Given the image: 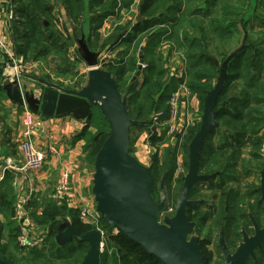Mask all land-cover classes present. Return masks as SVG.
Wrapping results in <instances>:
<instances>
[{"label":"trees","instance_id":"16d2710c","mask_svg":"<svg viewBox=\"0 0 264 264\" xmlns=\"http://www.w3.org/2000/svg\"><path fill=\"white\" fill-rule=\"evenodd\" d=\"M9 1L11 16L7 31L14 53L27 63H38L37 69L28 72L30 76L51 82V73L59 78L73 73L82 62L76 44L81 37L92 52L98 53L107 43H110L109 50L118 48V57L102 62V68L110 72L121 95L126 97L130 118L145 122L130 127V143L134 139L131 131H146L148 144L155 150L149 165L153 190L162 175L170 187L177 143L168 141L171 137L166 133L168 126L152 130V115L163 112L159 123L166 120L169 98L180 85L198 99L199 118L190 120L185 133L183 148L187 152V145L200 124L206 93L215 86L227 56L242 46L227 63L226 78L213 107L217 126L207 136L199 155L198 168L202 173L219 171L220 174L209 182L198 183L196 188L206 184L213 198L218 196V191L219 203H212L211 207L230 213L245 211L241 207L244 197L259 195L254 181L259 180L264 167V0ZM60 7L66 20L61 18ZM120 11L131 18L138 13L140 19L137 23L131 19L121 25L118 23L112 35L100 45L104 20L114 15L120 18ZM86 20L87 28L84 27ZM128 26L130 29L124 34ZM117 33L121 35L118 40H113ZM163 46L168 48L167 51H162ZM141 47L145 66L132 80ZM173 53L179 54L181 63L174 62L171 68L169 63ZM0 56L1 111L7 100L4 88L7 79L3 74L7 56ZM49 62L53 64L51 72L44 67ZM159 123L157 128L161 127L157 126ZM108 132L106 118L98 107L92 106L87 123L75 137V140L85 142L84 161L89 167H93L95 154ZM130 143L129 147H132ZM164 143L167 145L159 154L158 149ZM5 175V181L0 185V213L4 215V220L0 219V258L10 264H79L89 248L88 243L72 239L59 245L56 232L64 219L74 225L80 235L93 229L94 225L83 222L78 211L65 201L57 203L52 198L30 211L36 225L47 230V246L31 249L23 255L19 253L18 227L13 218L16 195L12 181L16 175L12 171ZM248 176H253V184L249 182L247 193L241 195L239 188L226 185L227 182L241 183ZM176 181L179 189L182 179L177 177ZM193 191L190 196L203 197L199 191ZM173 198L175 201L176 195ZM211 216L210 212L199 208L197 217L192 220L189 216V219L196 222V231L200 233ZM100 227L105 233L100 264H162L156 256L144 251L138 243L101 218Z\"/></svg>","mask_w":264,"mask_h":264},{"label":"water","instance_id":"95a60500","mask_svg":"<svg viewBox=\"0 0 264 264\" xmlns=\"http://www.w3.org/2000/svg\"><path fill=\"white\" fill-rule=\"evenodd\" d=\"M139 19L140 15L136 13L133 23H137ZM129 29L130 26L124 34ZM76 41L78 53L88 69L86 82L82 87L64 88L44 79H37L41 92L36 95L34 91L24 90L20 84L21 77H15L11 81L7 80L4 85L7 99L14 105L26 106L41 118L71 115L78 120H84L85 124L90 117L91 107H98L109 126L108 135L95 154L93 163L91 192L100 218L138 243L144 251L156 256L162 264H205L197 237H189L194 223L187 219L186 206L194 201L187 197L194 183L209 180L213 176L198 174V155L207 136L217 126L213 107L226 78L227 63L242 46L227 56L220 67L215 86L203 99L199 127L188 143V170L183 176L174 214L170 218L163 216L160 220L165 198L162 197L159 202L154 201L150 169L131 154L132 149L129 147L130 127L145 122L130 118L126 97L121 95L110 72L100 67L99 53L90 51L83 37ZM141 50L142 47L132 80L142 70ZM214 63L218 64L216 61ZM152 130L155 128L152 127ZM260 191L264 201V167L261 172ZM55 238L59 245H65L72 239L86 241L89 248L79 264H100L103 248L97 229L93 228L80 235L74 225L64 219ZM263 240L264 227H256L255 236H245L244 242L231 255L221 237L224 264H243L246 250L253 245H259ZM0 264L10 263L0 258Z\"/></svg>","mask_w":264,"mask_h":264},{"label":"crops","instance_id":"0c3cea01","mask_svg":"<svg viewBox=\"0 0 264 264\" xmlns=\"http://www.w3.org/2000/svg\"><path fill=\"white\" fill-rule=\"evenodd\" d=\"M2 1V19L4 23V32L6 38L8 35L7 21L10 18V1ZM61 10V18L66 20ZM106 23V22H105ZM84 27H88V22H84ZM122 48V46H121ZM1 59V56H0ZM83 62V61H82ZM178 62V60L176 61ZM81 63V62H80ZM79 63V64H80ZM78 64V65H79ZM86 70L87 67H86ZM87 78V72L84 73ZM37 79H44L42 77L30 76L29 74L22 75L20 84L24 90L34 91L37 94L41 92L40 84ZM133 79V78H132ZM45 80V79H44ZM47 81V80H46ZM49 82V81H47ZM53 83V81H51ZM191 109H195V112L199 110V102L195 96L191 97ZM190 101L188 104L184 102L180 103V116L178 122L184 121L186 117L187 108L190 107ZM4 109L0 111V175L3 172V168L9 163L11 166L20 167L21 164L15 162V156H18L20 163L22 162L19 151V131L20 120L22 115L21 106L12 104L8 99L4 101ZM41 125L36 129L34 133L35 143L41 150H46L52 140H55L59 144V154H48L45 164L40 170H33L29 172H23L9 168L5 174L12 171L15 173L16 184H13L14 194L17 196H25L27 193H32V197L29 201L31 211L34 207L39 206L47 198L53 199V185L59 173L61 167H65L70 173V190L69 196L64 200L67 205L75 210L81 202L88 204L91 208H96V204L91 192L92 188V174L93 170L90 169L84 161L85 149L83 140H75V137L81 132L85 125L84 120H78L71 115L64 116H52L48 118H42ZM165 122H161L159 125H163ZM147 133L135 132L134 143H136L135 152L131 154L143 165L149 166L144 162L145 154L148 152L151 146L147 141ZM132 151L134 150L131 147ZM146 149V150H145ZM147 159V158H146ZM0 185L2 186V182ZM0 186V189H2ZM57 203H62L61 201ZM39 209V208H38ZM4 215L0 213V219L4 220Z\"/></svg>","mask_w":264,"mask_h":264},{"label":"built area","instance_id":"2783aa9c","mask_svg":"<svg viewBox=\"0 0 264 264\" xmlns=\"http://www.w3.org/2000/svg\"><path fill=\"white\" fill-rule=\"evenodd\" d=\"M2 1L0 0V55H6L7 60L3 68V74L5 75L8 81L13 80L15 77L18 79L22 74L34 71L38 68V63H27L23 60L21 56H16L13 50V45L10 40V37L5 36L4 32V23L2 19ZM11 16V12L9 14ZM145 65L142 64V68ZM173 70V69H172ZM189 95L191 98L189 90L184 86L180 85L169 98V110L167 118L164 121L168 126L167 134H170L175 129V123L178 122L180 116V103L184 102L181 99L186 98ZM185 104V103H184ZM22 115L20 122V131H19V151L21 155V166L14 167L10 163L3 168V172L0 175V183L4 179V173L9 168H14V170H19L23 172H29L33 170H40L43 168L47 155L59 154V144L55 140H52L48 145L46 150H41L37 147L34 139V133L36 129L41 125L42 118L38 115L32 113L26 106H22ZM163 116V112L155 113L152 115V125L154 128L156 124L159 123L160 117ZM192 116L189 117V122L191 119H198ZM184 124L187 125L188 119L184 120ZM161 123V122H160ZM159 123V124H160ZM171 125V126H170ZM13 184H16V181L13 180ZM70 190V173L65 167L59 169V173L53 185V199L58 202L66 200L69 196ZM32 197V193H27L25 196H17L15 207H14V221L15 225L18 227L17 235V247L19 253L26 254L31 249H43L47 246L46 241V232L45 228H41L36 225L31 214L29 201ZM170 208V207H169ZM78 211L79 218L86 223L94 225V228L97 229L101 236V246L104 247L103 239L105 236L104 231L100 227V215L97 212L96 208H91L88 204L81 202L76 208ZM38 210V209H37ZM161 217L165 215V211L160 213Z\"/></svg>","mask_w":264,"mask_h":264},{"label":"flooded vegetation","instance_id":"af4514ba","mask_svg":"<svg viewBox=\"0 0 264 264\" xmlns=\"http://www.w3.org/2000/svg\"><path fill=\"white\" fill-rule=\"evenodd\" d=\"M218 151V149H214ZM186 152V151H185ZM200 155V152H199ZM199 155H198V164H199ZM187 163L185 164V167L188 170V145H187ZM182 158V163H183ZM151 163V159H150ZM150 165V164H149ZM187 165V166H186ZM149 167V166H148ZM179 165H175L176 172L178 171ZM263 170V169H262ZM262 172V171H261ZM261 172L259 174V185L257 186L259 195L257 193L253 195L252 197H244V204H241L242 208H245V211L242 212H235L230 213L229 210H220L217 211V207L215 205H218L219 201V195L216 198L214 202L215 207H211L210 203L207 202L208 208L205 210L206 212L211 213V218L208 220L210 221V230L205 235H202V231L198 233L196 230V222L192 221L194 217H197L199 213L200 204L204 202L203 199L199 200L197 198H194L193 196H190V193L193 191L197 193L199 191L200 195H204L201 192L202 188H196V185L200 182H209L211 179H214L217 177L220 172L214 171L212 173H202V171L198 168V174H204V175H213L209 180L205 181H198L194 183L193 187L189 190L188 193V199L191 201H194L186 206V216L188 221H191L194 223L193 230L190 234H194L192 236L197 237L199 248L204 256V263L205 264H224L225 263V257L224 253L220 247V239L222 237L223 242L228 250V252L232 255L235 253L237 248L241 243L244 242V237L251 238L255 236L256 234V227L261 229L264 227V201L261 199V191H260V180H261ZM187 173V172H186ZM165 175H162L161 182H164ZM182 183L178 189V194L176 196V199L174 201V205L170 206V201L172 200H165L164 209L165 215L167 217H172L174 214L176 202L178 195L180 193V190L183 185V176L181 177ZM177 182V181H176ZM153 186H154V180H153ZM154 187H152V197L155 202L157 201V198L154 195ZM227 194V193H226ZM172 196V194H170ZM198 198H200L198 196ZM196 202V203H195ZM172 204V203H171ZM170 207V208H169ZM222 208H224V204H222ZM253 208V210H251ZM201 209V208H200ZM190 216V220L189 219ZM160 215V220H161ZM206 226V225H205ZM217 231V236L213 237V232ZM205 254H204V253ZM243 264H264V240L260 242L259 245H253L252 248H249L246 250V255L243 258Z\"/></svg>","mask_w":264,"mask_h":264},{"label":"rangeland","instance_id":"374dc122","mask_svg":"<svg viewBox=\"0 0 264 264\" xmlns=\"http://www.w3.org/2000/svg\"><path fill=\"white\" fill-rule=\"evenodd\" d=\"M119 16H120V18H118V19L114 15V16H109L108 18H106L104 20L103 25H102V27L100 29V40L98 41V43L100 45H101V42L104 39H106V38H108L109 36L112 35V32L114 31L113 29L118 26V23H120V25H121L127 19H131L132 22L135 20V17L131 18L130 15H124V11H120ZM114 38H115V40H118V33H117V35H114L112 37L113 40H114ZM116 46H118V45H116ZM109 47H110V43H107V45L105 47H103V49H101L98 52L99 55H100L98 57V61L100 62L99 63L100 67H102V62L109 61L111 59H116L118 57V48L109 50ZM167 49L168 48L166 46L162 47V51L163 52L167 51ZM70 52H72V48H70ZM177 60H178L179 63H181V61H179V54H176V53L174 54L173 53V55H172V57L170 59V63H169L171 68L174 66V62H176ZM52 66H53V64L51 62H49V64L48 65L45 64L44 67H46V69L49 70V72H51L50 68ZM87 71L88 70H86V64L84 62H81L77 66V68L74 69L73 73L67 75V77L59 78V77H56L54 73H51L53 84H56L57 86L64 87V88H71V89L80 88L86 82L85 81L86 77H85L84 73L86 74ZM25 74H28V73L24 72L23 76ZM21 78H22V75H21ZM190 100H191V98L188 95L186 98H184V103L187 105ZM189 105H190V107L187 108L186 117H185V119H188V122H189V117L190 116H192L193 118H196L197 115H199V113H200V109L197 110V112H195V109H191V101H190ZM184 122L185 121L176 122L175 125H174L175 129L170 134H168V135L171 136V137H168V141L169 142H175L176 141V143H177V148H176V151H175L176 152L175 155H176V164L179 165L178 171L176 172L177 169L174 171V174H173V177H172V180H171V183H170L171 184L170 187H169V184L167 182H161V178L158 181L155 182L154 195L157 198V201H159L162 197H164L165 200L167 199V201L168 200H172V201H170L172 203V204L170 203V206H173L175 204L174 201H173L174 200L173 195L177 196V194H178V188H177L178 184L176 182V179H177V177L181 178L187 172V168L185 167V157H186V152L185 151L186 150H185V148H183V143L185 141L186 129L189 126L190 122L187 123V125L184 124ZM157 126H161V125H157ZM166 126H169V125L164 123L161 127H158V128H155V129H159V128L162 129V128L166 127ZM152 127H154V125H152ZM158 132L161 133V131H159V130H158ZM166 133H167V130H166ZM131 134H132V139H133L135 132L131 131ZM134 142L135 141L133 139L132 143H130V146L132 145V148L134 149L132 151L133 153L135 152V149H136V143H134ZM166 145H167V143H164V144H162L159 147V149H158L159 150V154H162V151H163V149H164V147ZM149 152H150L149 153L150 154L149 157H147L148 152L145 154L144 162L146 164H149L151 156L155 152V150L151 147ZM182 158L184 160L183 163H182ZM15 162L17 164H21L20 163V159H19L18 156H15ZM90 169H93V167H90ZM249 182H251L253 184V176H248L247 179L243 180V182H241V183H229V182H227L226 185H227V187H231L233 189L239 188L240 194L242 195V193H247L249 191V188H248L249 187ZM254 183H255L256 186L259 185L258 181H254ZM203 184H204V182H203ZM200 188H202L201 192L204 195H203V197H200V198H197V199H199V200L203 199L204 200V202L200 204V208H201L202 211H205L208 208L207 202L212 204V203L215 202L216 198H213L211 191L206 189V184L204 186H200ZM174 193H176V194H174ZM170 194H172V196H170ZM216 194H219V192L217 191ZM256 197H257V195H256ZM210 224H211L210 221H208L206 223V226L203 228L202 235H205L206 233L209 232V230L211 228ZM212 234H213V237L217 236V231L213 232ZM192 235H194V234H189V237L192 236Z\"/></svg>","mask_w":264,"mask_h":264}]
</instances>
